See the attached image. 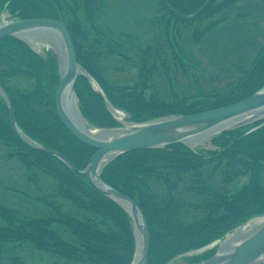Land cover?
<instances>
[{"label": "trees", "instance_id": "16d2710c", "mask_svg": "<svg viewBox=\"0 0 264 264\" xmlns=\"http://www.w3.org/2000/svg\"><path fill=\"white\" fill-rule=\"evenodd\" d=\"M125 1L128 0H0V10L7 3L19 18H56L60 11L72 36L77 61L98 80L111 104L130 112L134 121L227 105L264 85V41H259V36L264 38V30L255 26L259 32L252 35V26L251 29L246 26L249 18L264 21V0H246L244 17L230 13L238 0H159V8L154 11L151 3L152 11L146 10V15L143 10L119 7ZM124 9L128 11L119 17L132 22L144 19L151 29L153 19L157 18L160 30L128 32L130 29L112 17ZM153 12L158 16L151 17ZM239 21L242 22L234 26L237 35L226 29L229 23ZM182 27L187 31L185 38L190 34V42L186 44L188 40H185L183 44L192 54L197 43L201 44L198 51L205 55L213 51L209 44H216L217 40L227 42V48L232 46L222 52L233 54L226 57L228 64L223 70L234 79L226 83V88L219 90L213 86L203 97H194L192 103H187V96H173L174 101L152 105L145 91L153 89L150 81L156 73L163 83H171L170 87L174 88V66L182 63L178 55L181 53L176 50L177 34ZM245 29L251 35H243ZM225 33H229V40L220 38ZM151 37H164L165 41L156 42L162 47L171 46L172 53L164 56L159 46L150 43ZM251 49H256V54L251 55ZM111 58L121 62L136 58L138 76L131 77L129 83L109 80L105 68L108 69L107 61ZM182 64L185 76L191 73V67H197ZM18 76L33 79V86L18 87L14 81ZM57 81L55 59H43L17 37L0 39V84L11 98L18 126L44 148L61 153L77 169H82L95 148L74 138L59 120L54 106ZM76 93L82 113L90 122L103 127L118 125L105 108L102 96L90 88L83 76L77 80ZM243 133L238 128L214 137L213 142L223 148L216 156L209 157L210 161L214 159V165L182 143H175L166 148L124 152L104 167L102 178L132 197L146 218L150 231L149 264H164L181 252L222 236L248 216L264 211V183H256L254 178V183L240 187L238 183L237 187L242 177L260 171L261 164L264 165V125ZM0 143L4 147L0 154L4 164L0 168L8 171L13 167L17 175L3 176L10 182L9 190L16 191L18 187L21 197L35 201L37 209L32 214H22L0 201V264H19L21 256H5L8 248H14L15 241H19L17 247L26 245L49 253L54 257L53 264L131 263L135 240L125 211L96 190L87 178L75 175L61 158L27 145L13 130L8 107L1 96ZM234 147V153H229ZM42 173L51 176L53 183L41 184L35 190ZM217 173L221 174L218 180L214 176ZM212 178L216 189L212 187ZM183 179L187 183L185 187L180 184ZM29 183L34 186L32 190ZM231 184L236 188H230ZM179 186L191 195L181 192Z\"/></svg>", "mask_w": 264, "mask_h": 264}, {"label": "water", "instance_id": "95a60500", "mask_svg": "<svg viewBox=\"0 0 264 264\" xmlns=\"http://www.w3.org/2000/svg\"><path fill=\"white\" fill-rule=\"evenodd\" d=\"M11 35L23 40H25L23 35H29L50 44H54L53 41L56 37L61 40L65 68L60 73V81L54 94L55 110L59 119L68 130L80 141L96 148V151L88 165L80 170L61 153L41 147L29 139L17 126L11 99L5 88L0 85V94L9 107V117L13 130L27 145L61 158L75 175L87 178L95 189L112 198L125 209L124 204L129 205L130 210H126L133 219L136 238L135 253L131 264H148L149 232L141 210L132 198L107 184L100 178L99 174H97L98 181L93 179V174H95L99 163L103 158L109 160L116 154L128 150L162 146L172 142L188 144V142L201 138L206 131L220 126L227 120L250 112H258L259 115L239 121L233 126L218 130V132L262 119L264 118V85L254 93L228 105L188 114H176L151 119L132 125L131 130H121L112 135H107V133H104L105 135H93L89 127H81L78 121L65 111L61 102V97L67 87H69L70 96H74L75 79L80 73V68L76 60V52L71 35L62 20L60 12L58 11V18L35 17L10 21L0 19V38ZM83 74L91 79L88 73L84 72ZM107 106L109 110L112 109L109 102H107ZM101 131L107 132V130ZM259 216L264 218V213ZM233 243L228 244L226 247L220 245L212 256L197 264L252 263L258 257L264 255V223Z\"/></svg>", "mask_w": 264, "mask_h": 264}, {"label": "rangeland", "instance_id": "374dc122", "mask_svg": "<svg viewBox=\"0 0 264 264\" xmlns=\"http://www.w3.org/2000/svg\"><path fill=\"white\" fill-rule=\"evenodd\" d=\"M109 1H113V0H109ZM117 1V0H116ZM185 1H189V0H185ZM246 0H238L236 2V4L231 8L233 9L232 12H230L232 15H238L241 17H244V9L246 7L245 4ZM118 3V2H117ZM151 3L154 6V11L157 10L159 8L160 5L159 4V0H128L127 2L125 1L124 4H120L119 7H123V8H131L133 10H143V12L147 13V11H152V9L150 8ZM119 4V3H118ZM146 7V8H145ZM236 7L241 8V11H239L238 9H235ZM259 9V7H258ZM147 10V11H146ZM161 7H160V11H161ZM127 9H124L121 13H114L112 15L113 20L119 24L125 25V27H127L128 29H130L128 32H139V31H147V33L152 32V31H157L158 29L160 30V27L158 26L157 23V18L153 19V27L152 29L149 28L147 26L148 22L147 21H143L144 19L141 20H137V22H132V20H130L129 18L126 17V19H123L124 16L119 17V14L125 15V13L127 12ZM160 13V12H159ZM248 13L250 15H254L251 11H248ZM257 13V12H256ZM5 15H3L4 19H8L9 18V14L4 12ZM248 14V15H249ZM144 15V18H145ZM151 17L153 16H158V13H151ZM247 15V16H248ZM13 15L11 14V17ZM251 17V16H250ZM234 18V17H232ZM167 18H165L166 20ZM250 20L247 21L246 26H248V28L251 29L252 26V35L253 33H258L260 29L264 30V21L262 19H254V18H249ZM173 22V21H172ZM242 21H239L237 23H229V26L226 27V29H230L231 33L236 34L237 35V30L236 27H234L235 25H239ZM144 23V24H143ZM172 25V24H171ZM255 26H257V28H255ZM233 29L235 30V32L233 31ZM230 33V34H231ZM187 34V31L185 30V28L182 27L181 32L179 34H177V40H178V47L176 48V50L178 51V54L181 58L180 60L183 62H185V66H189V65H193V66H197L195 67H191L190 71L191 73L188 74L187 76L184 75V70H183V64L180 63L181 65L178 66H174L175 67V74L173 73L172 76L174 78V81H172V85L174 86V88L170 87V84H166L163 83L162 78L159 77L158 73H156L154 76L155 79L150 81V87H153V89L147 88L145 91L146 96H148V98L150 99V103L152 105L155 106H159L160 104L156 105L154 103L161 101V103L163 101H174L173 100V96L176 98H182L184 96H187V103H192L195 99L194 97H203L205 95L204 92H208L210 90H212L213 86L216 87L217 89H222L227 87V82L232 81L234 78L227 72L224 71L223 68H225L228 64L226 57H233V54H225L222 53L224 51H229L232 46H230V48H227V42H219L217 40V45L215 44V42L210 43L209 47L210 49H212V52H209V54L205 55L204 53L198 51L199 47L201 44H196L195 46V50L192 49V51L194 52V54H192L190 51L187 50V48L184 46V41L188 40L186 42L189 43L190 41V34H188L185 38V35ZM251 35L248 31V29H245V32L243 33V35ZM214 34H212L211 36H213ZM210 36V37H211ZM229 33H225L224 36H220V38H224L229 40ZM253 38V36H252ZM162 39L164 40V37H151L149 38L150 43H155L156 46H159V48H161V52L165 55H170V53H172V47L168 46L169 48L166 47H162V45H158V43L156 41ZM259 41H264V38L262 36H259ZM212 42V39H211ZM34 47L36 50L38 49H43V50H49L47 56L52 55V57L55 59H57V62L59 64V71L61 72V68H62V64L64 62V54H63V46L61 43V40L58 39V37H56L53 41L54 44L50 45L48 43H42V42H34ZM154 44V45H155ZM153 45V44H152ZM247 48V47H246ZM232 50H237L238 52H241L240 49L234 48ZM251 55H253V52L256 54V49H251ZM177 53V52H176ZM165 57L168 59H174L173 57ZM198 59L201 61L199 62ZM108 64V69L105 68V75L106 77L114 82H118L115 81V79H119V82H128L129 83V79L131 77L134 76H138V66L139 63L137 61V59L135 58L133 61L130 62H121L118 58H111L109 61H107ZM200 66V67H199ZM190 67V66H189ZM201 67H205V69L201 68ZM199 68V69H198ZM104 71V68H103ZM218 76L220 78H218ZM153 77V76H152ZM172 80V78H171ZM15 84L18 87H32L33 86V79H27L24 78L22 76H18L14 79ZM8 86L9 83H8ZM92 91V90H91ZM92 93V92H91ZM93 94V93H92ZM159 97V98H157ZM167 97V98H166ZM154 98L156 100H154ZM175 98V100H176ZM125 117H127L126 115H124ZM125 121V120H124ZM259 121V120H258ZM132 125H134L133 123L130 124H123L121 125V129L128 131L132 129ZM252 125V124H251ZM250 126H245L243 128V131L247 132L249 131ZM261 133H263V131L261 130ZM260 133V134H261ZM214 134H211L210 136H208L207 138H203L202 140H200L199 142L193 144L192 146L200 152H202V155H204L203 157L207 158V162L209 161V163L213 164V160L210 161L211 159L209 158L210 156H216L215 153H218L221 151V149H216V151H209V152H205L208 148H210V142L209 139L213 136ZM230 146V145H229ZM228 146V147H229ZM227 146H225L224 148L227 149ZM166 148V147H165ZM214 149V148H213ZM4 150V147L1 145L0 143V154L2 153V151ZM236 150V148H232L229 153H234V151ZM208 163V165H210ZM4 163H2V158H0V165H3ZM261 170H256L255 172H252L250 174H248L246 177H242L238 182H237V187H238V183H239V187L242 184H245L247 182H251L254 183V178H255V182L256 183H264V165L263 163L261 164ZM6 168H8L6 166ZM8 171H5V169L0 168V201L6 204L11 205L12 207H14V209L20 211L22 214H32L35 210H37L35 208V204L36 202H28L26 201V199H24L23 197H21V192L19 190L18 187H16V191H11L10 189V182L5 181V177L7 176H16L15 174L16 172H14L13 167L12 168H8ZM260 172V173H259ZM214 176H217V180L218 178H221V174L217 173ZM256 176V177H255ZM2 177V178H1ZM51 183H53V179L51 176L42 173V175L40 176L39 179V184L37 185V187L35 188V190H38L37 188H41V184L45 185V186H50ZM212 187L214 189L217 188L216 185V181L212 178ZM220 184L222 182H219ZM181 185H183L185 187V185L187 184L185 179H183L180 183ZM12 185V183H11ZM29 185H31V183H29ZM254 185V191H255V185ZM34 186L31 185V190L33 189ZM230 188L235 189L236 187L233 186V184L230 185ZM179 189L181 190V192H184L187 195H191V193L187 192L186 189H183L182 186H179ZM23 195V194H22ZM25 197V195H23ZM38 205V203H37ZM39 206V205H38ZM196 211V210H194ZM197 214V213H196ZM196 214H193V216H196ZM254 218V217H253ZM129 223L131 225L130 219H129ZM261 223H257L253 226H247L246 229L248 232H251L252 230H254V228L256 229ZM245 225V224H244ZM243 224L234 227L232 230H230L225 236H223L221 239H219V241H217L216 244V248L213 249V251L211 252L209 249L210 247H202L196 250H191L188 251L187 256H192L190 258V260H186V258L183 255L181 257H178L177 259L171 261L168 264H194L196 263L198 260L202 259L205 256H208L209 254H213L217 248L220 245H223L226 247L228 244L230 245L231 243L239 240H234L231 239L230 241H226V239L228 238V236L232 233H235L234 231L239 228V227H243ZM245 227V226H244ZM246 231V230H245ZM237 236H240L239 234ZM236 236V237H237ZM235 237V238H236ZM16 242V243H15ZM12 244V247L14 246V248H8L5 252V256L9 257L12 254H17L18 257H20V261L19 264H53L54 262V257L52 255H50L49 253L45 252V251H36L30 248H27L26 245L19 246L17 247L19 244L17 242L19 241H15ZM11 243V242H8ZM234 244V243H233ZM10 249V250H9ZM12 249V250H11ZM211 252V253H210ZM182 255V254H181ZM17 257V258H18ZM263 263V261L259 262Z\"/></svg>", "mask_w": 264, "mask_h": 264}, {"label": "bare ground", "instance_id": "6f19581e", "mask_svg": "<svg viewBox=\"0 0 264 264\" xmlns=\"http://www.w3.org/2000/svg\"><path fill=\"white\" fill-rule=\"evenodd\" d=\"M23 37H24V39L26 40V41H28V42H30V44H31V42H32V44L34 45L35 43L34 42H40L41 40H38V38H36V37H32V36H29V35H23ZM64 68H65V63L63 62V67H62V69L64 70ZM62 70V71H63ZM61 102H62V105H63V107H64V109H65V111H67L68 113H69V115L73 118V119H75V120H77L78 121V123L81 125V127H84L86 124H87V122L81 117V115H80V113H79V111H78V109L76 108V105H75V97L74 96H70V93H69V87H67L65 90H64V92H63V95H62V97H61ZM115 112V111H114ZM116 113V112H115ZM117 114V116L118 115H121V116H123V114L122 113H116ZM259 115V113L258 112H250V113H247V114H245V115H243V116H240V117H235V118H232V119H229V120H227L226 122H224V123H222L220 126H218V127H216V128H213V129H211V130H209V131H206V133H205V135L204 136H202L201 138H197L196 140H197V142H199L200 140H202L203 138H207L208 136H210L211 134H214L215 132H218V130H221V129H224V128H227V127H230V126H233V125H235L237 122H239V121H243V120H246V119H251L253 116H258ZM119 117V116H118ZM124 124H128V123H126L125 121H122ZM90 128V132L93 134V135H105L104 133H107V135H112V134H115V133H118V132H120L121 130L120 129H115V130H110V131H107V132H104V131H101V130H99V129H97V128H93V127H89ZM213 139L214 138H211L210 140H211V142H213ZM199 140V141H198ZM192 143V142H191ZM183 144V143H182ZM193 144H195V142L194 143H192V145ZM184 146H186L185 144H183ZM106 160H107V158H103L102 159V161L99 163V165H98V167H97V169H96V172H95V174H93V179L95 180V181H98L97 180V174H99V171H100V167L102 166V164H104L105 162H106ZM124 206L126 207V209H128V210H130V207H129V205H127V204H124ZM263 217H258V218H254V219H252V220H250L249 221V223H247V225H249V226H253V224H256L257 222H260L261 220L264 222V218L262 219ZM137 228V227H136ZM138 230V229H137ZM137 230H136V232H137ZM246 230V231H245ZM235 233H232V234H230L229 236H228V238L226 239V241H230L231 239H233L232 241H230V242H233L234 240H237V239H239V238H242V237H244V236H246V235H248L249 234V232L247 231V229H246V226L244 227H239V228H237L235 231H234ZM240 235V236H237V235ZM237 236V237H236ZM236 237V238H235ZM224 246V245H223ZM183 255H186V256H184L186 259H188V258H191L192 256H187V254H182V255H179V256H177V257H181V256H183ZM264 259V256L263 257H261V258H259L255 263L257 264V263H259V261H262Z\"/></svg>", "mask_w": 264, "mask_h": 264}]
</instances>
